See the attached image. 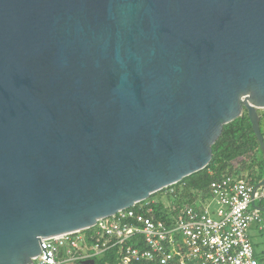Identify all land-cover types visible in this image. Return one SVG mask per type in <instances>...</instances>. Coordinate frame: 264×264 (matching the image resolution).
I'll return each instance as SVG.
<instances>
[{
    "label": "water",
    "instance_id": "obj_1",
    "mask_svg": "<svg viewBox=\"0 0 264 264\" xmlns=\"http://www.w3.org/2000/svg\"><path fill=\"white\" fill-rule=\"evenodd\" d=\"M258 110L264 0H0V264L201 171L244 111L264 157Z\"/></svg>",
    "mask_w": 264,
    "mask_h": 264
},
{
    "label": "built area",
    "instance_id": "obj_2",
    "mask_svg": "<svg viewBox=\"0 0 264 264\" xmlns=\"http://www.w3.org/2000/svg\"><path fill=\"white\" fill-rule=\"evenodd\" d=\"M161 203L168 211L163 219L153 215L155 201H144L86 230L41 239L32 263L75 264L115 247L117 264H259L249 231L254 227L264 238V184L254 190L244 179L227 176L212 181L193 206Z\"/></svg>",
    "mask_w": 264,
    "mask_h": 264
},
{
    "label": "trees",
    "instance_id": "obj_3",
    "mask_svg": "<svg viewBox=\"0 0 264 264\" xmlns=\"http://www.w3.org/2000/svg\"><path fill=\"white\" fill-rule=\"evenodd\" d=\"M257 113L260 131L264 138V110H258ZM227 176L242 178L251 186L257 185L264 176V157L245 111L240 117L223 126L221 135L212 145L211 161L204 169L174 184L172 194H167L164 189L151 196L147 202L155 201V204L151 205L153 215L157 219H163L168 211L161 203L162 197L166 199L167 204L175 209L185 205L193 206L197 203L199 194L207 191L212 181ZM133 209L137 210L138 205ZM117 257V249L110 247L101 255L92 257L91 260L94 261V264H117ZM255 258L259 264L264 261L263 253L255 252ZM81 263L82 261L75 262V264ZM134 264L159 263L141 261ZM166 264L175 263L168 262Z\"/></svg>",
    "mask_w": 264,
    "mask_h": 264
},
{
    "label": "rangeland",
    "instance_id": "obj_4",
    "mask_svg": "<svg viewBox=\"0 0 264 264\" xmlns=\"http://www.w3.org/2000/svg\"><path fill=\"white\" fill-rule=\"evenodd\" d=\"M263 134H264V130H263ZM161 201L164 204L166 203V199L163 197L161 198ZM249 237L251 244L254 247V251L256 253H263V257H264V238L262 237V235L254 227H252L249 231ZM260 264H264V261L261 262Z\"/></svg>",
    "mask_w": 264,
    "mask_h": 264
}]
</instances>
